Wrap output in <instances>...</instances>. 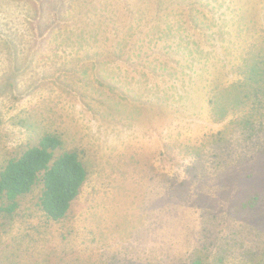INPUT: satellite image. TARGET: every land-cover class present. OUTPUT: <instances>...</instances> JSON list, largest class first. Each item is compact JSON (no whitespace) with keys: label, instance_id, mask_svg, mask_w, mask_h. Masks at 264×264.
Wrapping results in <instances>:
<instances>
[{"label":"rangeland","instance_id":"obj_1","mask_svg":"<svg viewBox=\"0 0 264 264\" xmlns=\"http://www.w3.org/2000/svg\"><path fill=\"white\" fill-rule=\"evenodd\" d=\"M263 69L264 0H0V171L87 172L60 221L0 202V264H264Z\"/></svg>","mask_w":264,"mask_h":264},{"label":"trees","instance_id":"obj_2","mask_svg":"<svg viewBox=\"0 0 264 264\" xmlns=\"http://www.w3.org/2000/svg\"><path fill=\"white\" fill-rule=\"evenodd\" d=\"M262 78L264 80V76ZM260 84L263 85L264 81ZM255 85L259 84L251 87ZM241 136L246 139L244 135ZM60 146L57 137L46 135L35 146L28 147L5 164L0 171V202L4 205L3 211L14 212L18 199L39 185L38 205L47 218L60 221L66 216L86 182L87 172L76 152L56 154ZM261 155L264 158V151ZM262 163L264 166V160ZM258 194L247 196L241 203V210L256 208L260 201Z\"/></svg>","mask_w":264,"mask_h":264}]
</instances>
